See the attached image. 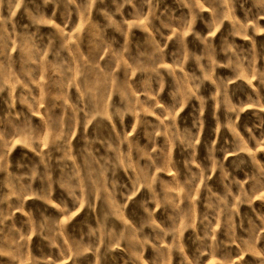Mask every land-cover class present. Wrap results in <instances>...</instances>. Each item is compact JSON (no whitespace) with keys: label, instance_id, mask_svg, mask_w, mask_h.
I'll list each match as a JSON object with an SVG mask.
<instances>
[{"label":"rangeland","instance_id":"374dc122","mask_svg":"<svg viewBox=\"0 0 264 264\" xmlns=\"http://www.w3.org/2000/svg\"><path fill=\"white\" fill-rule=\"evenodd\" d=\"M0 264H264V0H0Z\"/></svg>","mask_w":264,"mask_h":264}]
</instances>
